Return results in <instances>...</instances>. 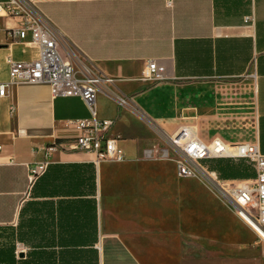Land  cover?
Here are the masks:
<instances>
[{"label":"crops","instance_id":"0c3cea01","mask_svg":"<svg viewBox=\"0 0 264 264\" xmlns=\"http://www.w3.org/2000/svg\"><path fill=\"white\" fill-rule=\"evenodd\" d=\"M31 1L136 110L118 108L102 92L95 100L97 116L113 119L108 133L120 161L95 163L93 154L53 148L44 155L45 147L71 142L79 133L71 122L90 113L77 96L53 98L44 82L9 78L8 60L34 59L38 49L29 34L21 41L7 35L17 18L0 17V243L10 238L28 261L37 251L39 264H95V257L97 264H142L138 247L152 236L140 228L152 220L150 204L156 212L150 196L161 184L154 170L169 160L166 178L177 179L165 185L177 188L182 179L173 158L155 153L160 139L151 123L167 135L190 125L202 139L234 142L231 130L252 113L250 139L264 154V0ZM150 58L167 80H142ZM45 161L31 180L28 165Z\"/></svg>","mask_w":264,"mask_h":264},{"label":"built area","instance_id":"2783aa9c","mask_svg":"<svg viewBox=\"0 0 264 264\" xmlns=\"http://www.w3.org/2000/svg\"><path fill=\"white\" fill-rule=\"evenodd\" d=\"M9 16L17 18L19 25L5 30L7 35L21 41L29 34L30 43L38 49V55L34 59L8 60L9 78L18 83L44 82L49 86L53 98L77 96L90 113L88 118L71 122L79 130L71 142L54 143L45 147L44 155L47 156L53 148L93 154L95 163L122 160L123 155L116 138L108 133L113 119H101L97 116L95 100L102 92L112 98L118 108L136 110L130 98L124 93L116 94L111 91L109 85L114 84V79L103 75L92 63L83 60L61 30L54 27L31 0L0 1V17ZM167 79L158 59L150 58L142 80L154 84ZM5 86L6 83L0 84L1 95ZM151 127L156 129L158 136L166 143V147L156 149L155 153L163 158L174 159L177 176L198 177L210 184L235 215L264 240V154L259 151L256 139L227 142L222 137L214 136L205 140L190 125L181 126L171 135H167L154 123H151ZM146 153L150 152L147 150ZM220 157L247 162L253 168L254 176L232 181L216 179L207 169L206 162ZM47 163L29 164L30 179L34 180L43 174Z\"/></svg>","mask_w":264,"mask_h":264},{"label":"rangeland","instance_id":"374dc122","mask_svg":"<svg viewBox=\"0 0 264 264\" xmlns=\"http://www.w3.org/2000/svg\"><path fill=\"white\" fill-rule=\"evenodd\" d=\"M243 118L245 122L240 119L236 128L231 130L238 141L249 140L253 135L252 113L243 114ZM152 131L160 139L157 149L166 147L156 129L152 128ZM158 156L162 157L160 154ZM219 160L228 162L233 167L243 168L247 174L252 171L251 176L247 178L254 176V170L247 162L220 157L206 162L207 169L216 179H246L222 178L211 168L218 165ZM158 165L161 169L154 170V176L148 171L149 183L152 175L154 183L158 180L161 184L154 189L155 196H150V191L148 192L150 202L157 203L156 212L151 210V204L149 206L152 220L142 222L140 228L147 230L152 236H143L138 247L142 250L137 253L142 264H264V240L235 215L228 203L217 195L210 184L198 177H188L178 179L179 187L171 188L166 186L165 182L177 179L175 175L166 178V171L172 168V163L163 160ZM138 175L141 176L139 182H146V172H140ZM153 186L155 187V184ZM145 196L146 191L143 190L141 197L146 201ZM140 202L142 209V201ZM138 249L136 247L135 250Z\"/></svg>","mask_w":264,"mask_h":264},{"label":"trees","instance_id":"16d2710c","mask_svg":"<svg viewBox=\"0 0 264 264\" xmlns=\"http://www.w3.org/2000/svg\"><path fill=\"white\" fill-rule=\"evenodd\" d=\"M212 169L216 170L222 178L225 179H236V178H247L250 177V173H246L243 168L238 166L233 167L230 163L219 160L218 165L212 166ZM16 252V243L10 242L8 238V244L0 243V264H39V253L36 251L35 259L28 261L27 258L18 257ZM95 264H97V257H95Z\"/></svg>","mask_w":264,"mask_h":264},{"label":"water","instance_id":"95a60500","mask_svg":"<svg viewBox=\"0 0 264 264\" xmlns=\"http://www.w3.org/2000/svg\"><path fill=\"white\" fill-rule=\"evenodd\" d=\"M22 255H23L22 253L19 254L20 257H21Z\"/></svg>","mask_w":264,"mask_h":264}]
</instances>
